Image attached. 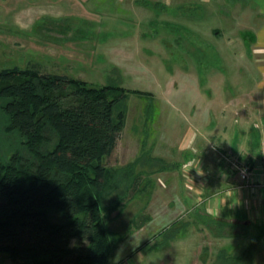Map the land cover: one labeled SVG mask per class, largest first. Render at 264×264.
<instances>
[{"label":"rangeland","instance_id":"374dc122","mask_svg":"<svg viewBox=\"0 0 264 264\" xmlns=\"http://www.w3.org/2000/svg\"><path fill=\"white\" fill-rule=\"evenodd\" d=\"M27 2L32 0H0V69L33 67L125 92L120 103L126 108L124 126L105 163L117 167L138 159L131 176L139 178L132 197L117 214L111 213L109 226L120 242L109 264L118 249H122L118 264H202V234L210 247L224 242L208 231L173 245L153 244L155 251L146 259L140 258L137 248L154 234H165L172 219L183 214L180 205L172 209L169 204L180 199V189L160 177L164 169L171 172L170 167L153 158L167 163L168 158L181 159L176 153L164 157L160 151L164 145L174 147L183 134L200 139L208 132L204 121L215 122L214 130L224 126L220 123L223 108H228L226 117L240 119L239 109L229 103L253 95L262 78L253 59L229 51L235 45L227 40L226 27L238 17L236 5L230 6L229 0H210L207 5L196 0H81L82 8L77 5L76 13H66L64 21L49 23L50 27L44 22L27 29L10 26L13 11ZM35 42L38 48H33ZM4 124L0 113V157L18 146L17 135L2 132ZM171 128L177 132L173 138ZM195 161L190 160L189 167L201 171L198 179H202L205 170L196 169ZM186 194L197 196L194 191ZM3 258L0 264H13L5 258L2 262ZM256 258L263 262L264 253Z\"/></svg>","mask_w":264,"mask_h":264},{"label":"trees","instance_id":"16d2710c","mask_svg":"<svg viewBox=\"0 0 264 264\" xmlns=\"http://www.w3.org/2000/svg\"><path fill=\"white\" fill-rule=\"evenodd\" d=\"M124 99L114 86L33 67L0 69L2 132L18 139L0 157V256L13 264H109L120 242L111 213L132 197L139 178L131 176L138 159L105 163L124 126ZM205 222L217 234L233 227ZM176 223L159 234L160 246L186 229V221ZM256 243L216 250L209 264H256Z\"/></svg>","mask_w":264,"mask_h":264},{"label":"crops","instance_id":"0c3cea01","mask_svg":"<svg viewBox=\"0 0 264 264\" xmlns=\"http://www.w3.org/2000/svg\"><path fill=\"white\" fill-rule=\"evenodd\" d=\"M80 1L32 0L31 3L27 2L18 11H13L12 19L9 18L8 24L11 23L12 27L27 29L44 22L46 27H50L49 23L64 21L65 19L62 18L66 13H76L77 5H81ZM196 1L206 5L210 2V0ZM229 2L232 3L230 6L236 5L233 8H235L238 17L228 22L229 25L226 27L227 40L232 41L230 45H235L229 48L226 43V49L229 48L230 52H239L240 55L245 56L244 58L248 56L249 59H253L262 78L257 80V87H254V94H250L248 97L249 101H246L248 100L246 98V100L237 99L229 103L235 111L239 109L240 119L236 120L235 115L226 117L228 108H223L221 110L222 122L220 123L224 126L219 125L214 130L211 127L215 122L204 121L203 124L208 132L204 133L200 139L196 134L187 136L183 134L182 137L176 138L174 147H171L172 145L162 147L163 150L160 153L164 157L171 154L172 158L173 153H176L181 159L171 160L168 158L167 160L170 162L167 163L161 157L163 160L153 158V161H162L163 164L166 162L171 172L164 169L165 171L161 173L163 176L160 177H163L165 181H170L171 184L172 182L176 183L182 194L177 202H175L176 199H173L174 202L170 201L169 204H172V209L174 206L180 205L183 214L174 217L167 227L174 222H177L176 225H178L180 220L186 221L187 226L185 230H180L174 238L170 239V245L185 241L183 237H195V234L198 236L204 231H208L213 239L224 240L220 244L216 242L217 246H213L216 247L215 251L228 247L229 251L233 252L236 248L254 244L255 238L258 249L256 257H259L264 253V193L259 187L264 181L261 168V143L264 140V0H229ZM34 45L37 47L33 46V48L39 47L38 42H35ZM224 106L229 105L224 103ZM212 130L213 132H211ZM169 131L170 138L175 137L177 132L173 128ZM152 146L155 145L152 144ZM158 146L155 150H158ZM170 148H176V150L173 149L174 152H172ZM192 149L196 152H191ZM220 155L223 157L221 158ZM190 160H196L194 163V167L197 166L196 169L204 168L205 173H202L204 175L202 179L200 178L201 180L198 179L201 171L190 169L189 166L192 165ZM235 162L247 165L251 170V183L247 187L244 186L233 166ZM183 168L189 170L190 174ZM183 172L188 176L183 177ZM191 191L197 194L196 198L193 197V194H186ZM210 219L216 223L230 224L233 227L229 226V234L220 231L217 234L213 224L209 225L205 222ZM146 232L150 233L147 230ZM158 236L160 235L149 236L150 239L138 246L141 259L151 256L153 244H157L155 241ZM203 237L202 234L204 242L200 246L199 252H202V264H209L215 251L213 247L209 246L211 243L205 241L206 237ZM191 245L195 247L196 242H192ZM207 248L208 251L203 254L204 249ZM188 250L190 253L194 251L192 248ZM208 252H212L211 255L207 256ZM160 253L162 252L159 251ZM197 257L199 258V256ZM5 259L3 258L2 262ZM255 262L264 264V261L259 262L257 258Z\"/></svg>","mask_w":264,"mask_h":264},{"label":"built area","instance_id":"2783aa9c","mask_svg":"<svg viewBox=\"0 0 264 264\" xmlns=\"http://www.w3.org/2000/svg\"><path fill=\"white\" fill-rule=\"evenodd\" d=\"M261 154H262L261 168L264 174V140L261 143ZM233 166L236 172L238 173L239 178L242 179L244 186L247 187V185L251 183L250 168L247 165H242L237 162H235ZM259 187L262 188V191L264 193V181L259 185Z\"/></svg>","mask_w":264,"mask_h":264},{"label":"clouds","instance_id":"9594fccd","mask_svg":"<svg viewBox=\"0 0 264 264\" xmlns=\"http://www.w3.org/2000/svg\"><path fill=\"white\" fill-rule=\"evenodd\" d=\"M82 242H86V241H82ZM70 246H72V247H75V246H76V241H75V239H73V241L70 242ZM121 250H122V249H118V250H117V254H116V256H115L114 259H113V264H118V261H119V259H120V255H121Z\"/></svg>","mask_w":264,"mask_h":264}]
</instances>
